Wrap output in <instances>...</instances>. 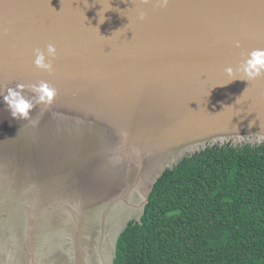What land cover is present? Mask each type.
<instances>
[{
  "label": "water",
  "instance_id": "obj_1",
  "mask_svg": "<svg viewBox=\"0 0 264 264\" xmlns=\"http://www.w3.org/2000/svg\"><path fill=\"white\" fill-rule=\"evenodd\" d=\"M153 4L0 0V92L41 81L56 90L27 120L12 119L0 96V191H10L16 206L44 208L50 236L63 208L74 205L79 219L84 209L101 207L103 218L112 206L129 207L141 186L136 216L118 227L101 219L93 229L98 241L113 231L115 251L166 170L207 147L264 143V76L229 82L224 71L264 49V0ZM48 44L57 50L50 74L33 65L34 50ZM111 178L119 186L107 200L100 191ZM23 239L2 240L3 264H50L63 248L71 256L68 237L53 251Z\"/></svg>",
  "mask_w": 264,
  "mask_h": 264
},
{
  "label": "trees",
  "instance_id": "obj_2",
  "mask_svg": "<svg viewBox=\"0 0 264 264\" xmlns=\"http://www.w3.org/2000/svg\"><path fill=\"white\" fill-rule=\"evenodd\" d=\"M113 264H264V144L207 147L166 170Z\"/></svg>",
  "mask_w": 264,
  "mask_h": 264
},
{
  "label": "bare ground",
  "instance_id": "obj_3",
  "mask_svg": "<svg viewBox=\"0 0 264 264\" xmlns=\"http://www.w3.org/2000/svg\"><path fill=\"white\" fill-rule=\"evenodd\" d=\"M113 179L111 178L107 183H103L102 187L103 189L100 191H104L106 193V196L109 197L107 200H109L111 195H113L117 189V186H119V183L112 181ZM141 192V186H138V188L135 189V194H128L129 196V207L122 206L120 204L112 206L110 209H108L107 214L104 215L102 218V208L98 209V207H91L89 209H84L80 213L79 219L75 216L78 214L75 211L74 205H69L67 208L64 210L67 213H69V216H66L62 213L61 221H57L59 226L54 229V231L57 232V236H50L46 232L48 231L47 225H45V218L43 216L42 209L43 208H38L39 205L32 203L31 210L28 212V226H26V232L25 235L26 237L29 235H32L31 239L25 238L26 239V244H29V241H33L32 239L37 236V234H43L41 238V242H36V245L32 244V247H40V248H47L50 251L56 250L59 247H61V239L68 237V242L71 245L70 250L71 251V256L73 259L76 261L77 264H91V249L93 248V241H94V228L97 226L99 221L103 219L106 223L111 224L113 227H118L121 222L129 217H134L137 215V209L136 206L139 203V196ZM1 195V191H0ZM8 196V195H7ZM6 200V195L5 199ZM7 207V205H5ZM87 208V207H86ZM40 209V210H39ZM5 210L4 208L2 211ZM21 215H17V219H12V222H6V220H9L8 215L0 217V244L4 240L7 242H12L15 243L16 239H19L20 241V236L18 235V227L19 224L23 223V219L21 218ZM8 227H12L11 232H6ZM30 231V233H29ZM63 232V233H59ZM4 239V240H3ZM8 239V240H6ZM10 239V240H9ZM3 240V241H2ZM24 240V239H23ZM28 242V243H27ZM105 241L103 239H100L98 241V256H99V264H109L108 262V255L106 253V248H105ZM35 245V246H34ZM29 247V246H27ZM5 247H3L0 250V264H3L1 262V252ZM17 248H19V245H17Z\"/></svg>",
  "mask_w": 264,
  "mask_h": 264
},
{
  "label": "clouds",
  "instance_id": "obj_4",
  "mask_svg": "<svg viewBox=\"0 0 264 264\" xmlns=\"http://www.w3.org/2000/svg\"><path fill=\"white\" fill-rule=\"evenodd\" d=\"M169 0H154V7H166ZM142 5L153 3V0H140ZM140 20L145 19V13H139ZM103 22V19L100 21ZM237 46H239L237 44ZM33 65L35 68L48 72L53 70V61L57 58V50L53 44H48L45 50L39 48L34 50ZM229 82L239 79L247 82L264 76V49L251 51L243 62L235 69L227 67L224 69ZM31 93V96L28 94ZM56 95L55 88L47 81L38 84H16L0 92L3 103L7 106L12 119L27 120L31 110L37 105H50Z\"/></svg>",
  "mask_w": 264,
  "mask_h": 264
},
{
  "label": "rangeland",
  "instance_id": "obj_5",
  "mask_svg": "<svg viewBox=\"0 0 264 264\" xmlns=\"http://www.w3.org/2000/svg\"><path fill=\"white\" fill-rule=\"evenodd\" d=\"M261 144H264V143H261ZM238 147H241V146H238ZM7 192H10V191H4V192H2L3 195L1 194V196H0V202L2 201L0 204V217H3L4 215L5 216L8 215L9 220H6L7 219L6 217H4V218H5L6 222H9L10 220H12L11 217L14 216L13 214L17 213V211L19 210L17 215L22 214L21 218L23 219L22 220L23 223L22 224L20 223L19 227H21V229L24 228V230H19L18 234L24 235V236H20V237L24 238V240H26L25 239L26 238V235H25L26 222H27V218H28V212H30L32 206H31V204L28 205L24 202L20 203L21 205L16 206V204L14 202L10 201V196L9 195L7 196ZM5 193H6V200H4L5 199ZM5 205H7V207ZM3 208L5 210L2 211ZM63 209H65V208H63ZM43 212L45 213L46 210L44 209ZM62 213L66 216H69V213H67V209H66V211L63 210ZM98 230H99V228H97V231ZM11 231H12V227H8L6 232L8 233ZM59 233H63V232H59ZM54 236H57V232L54 233ZM115 237H116V234L113 231H111L110 235H107L106 238L103 240V241H105L104 244H105V248H106V253L108 255L110 262H112V259L114 258V254H115V251H114ZM6 240H8V239H6ZM93 243H94L93 244V249H94L93 264H96V252H97V246H98V237L97 236L94 238ZM67 245H69V244H67ZM65 251H66V248H63L62 250H59L57 254H53L52 256H50L48 258L49 263L50 264H74L73 263L74 259L70 255H69V257H67V255H65Z\"/></svg>",
  "mask_w": 264,
  "mask_h": 264
}]
</instances>
